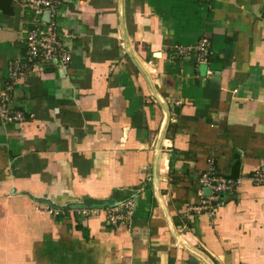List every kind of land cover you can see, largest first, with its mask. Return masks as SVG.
Instances as JSON below:
<instances>
[{
  "label": "crops",
  "instance_id": "obj_1",
  "mask_svg": "<svg viewBox=\"0 0 264 264\" xmlns=\"http://www.w3.org/2000/svg\"><path fill=\"white\" fill-rule=\"evenodd\" d=\"M32 17L0 0V89ZM55 21L67 67L21 77L24 119L0 118V264H264V184L242 178L264 165V0H61ZM211 165L243 180L196 214ZM128 198L127 224L73 211Z\"/></svg>",
  "mask_w": 264,
  "mask_h": 264
},
{
  "label": "built area",
  "instance_id": "obj_2",
  "mask_svg": "<svg viewBox=\"0 0 264 264\" xmlns=\"http://www.w3.org/2000/svg\"><path fill=\"white\" fill-rule=\"evenodd\" d=\"M60 1L23 0L24 6L32 11L33 17L29 29L24 34L26 51L23 56L11 62L7 69L6 83L0 89V118L5 124L18 123L24 119L23 112L15 111L9 106L11 93L21 77L33 73L35 68L41 64H52L65 68L70 61V54L56 30L55 16ZM66 37L72 38L73 35L66 34ZM176 53L179 56H185L190 53V50L179 46L176 47ZM195 55L197 63H207L209 57L212 56L205 38L197 43ZM242 178L254 185L264 184V165ZM242 178L224 177L211 165L200 175L198 180L199 201L192 207V211L196 214L206 213L213 216L216 209L221 205V196L225 193L234 192L240 186ZM206 189L209 190L208 195L204 194ZM134 208L135 201L128 198L107 208H77L73 211L83 217L103 215L109 225L118 226L130 222ZM45 211L54 218L65 215L63 210L50 206H46Z\"/></svg>",
  "mask_w": 264,
  "mask_h": 264
},
{
  "label": "trees",
  "instance_id": "obj_3",
  "mask_svg": "<svg viewBox=\"0 0 264 264\" xmlns=\"http://www.w3.org/2000/svg\"><path fill=\"white\" fill-rule=\"evenodd\" d=\"M94 204L95 205H93L92 208H107L108 206H110V205L106 204L105 202L104 203L103 202H94Z\"/></svg>",
  "mask_w": 264,
  "mask_h": 264
},
{
  "label": "water",
  "instance_id": "obj_4",
  "mask_svg": "<svg viewBox=\"0 0 264 264\" xmlns=\"http://www.w3.org/2000/svg\"><path fill=\"white\" fill-rule=\"evenodd\" d=\"M204 194L208 195V194H209V190L206 189V190L204 191Z\"/></svg>",
  "mask_w": 264,
  "mask_h": 264
}]
</instances>
